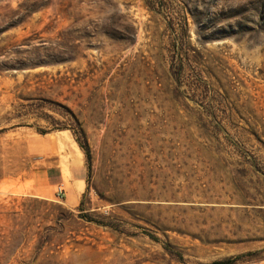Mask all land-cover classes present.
Masks as SVG:
<instances>
[{"label":"rangeland","instance_id":"obj_1","mask_svg":"<svg viewBox=\"0 0 264 264\" xmlns=\"http://www.w3.org/2000/svg\"><path fill=\"white\" fill-rule=\"evenodd\" d=\"M0 264H264V0H0Z\"/></svg>","mask_w":264,"mask_h":264},{"label":"crops","instance_id":"obj_2","mask_svg":"<svg viewBox=\"0 0 264 264\" xmlns=\"http://www.w3.org/2000/svg\"><path fill=\"white\" fill-rule=\"evenodd\" d=\"M73 172H76L75 169ZM74 184L72 183L68 194L65 195V199H67L70 206H75L77 204L78 196L84 189V181L83 178L77 177L74 180Z\"/></svg>","mask_w":264,"mask_h":264},{"label":"built area","instance_id":"obj_3","mask_svg":"<svg viewBox=\"0 0 264 264\" xmlns=\"http://www.w3.org/2000/svg\"><path fill=\"white\" fill-rule=\"evenodd\" d=\"M64 195H65V189L62 187V185L58 186L56 190V198L62 199Z\"/></svg>","mask_w":264,"mask_h":264}]
</instances>
